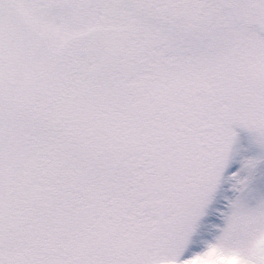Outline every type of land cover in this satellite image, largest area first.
<instances>
[{
    "label": "snow or ice",
    "instance_id": "6c2138e0",
    "mask_svg": "<svg viewBox=\"0 0 264 264\" xmlns=\"http://www.w3.org/2000/svg\"><path fill=\"white\" fill-rule=\"evenodd\" d=\"M0 264H264V0H0Z\"/></svg>",
    "mask_w": 264,
    "mask_h": 264
}]
</instances>
